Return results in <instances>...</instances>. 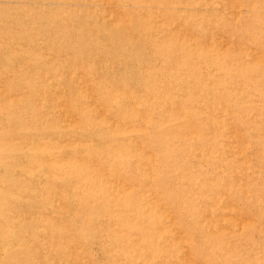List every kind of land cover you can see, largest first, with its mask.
<instances>
[{
  "label": "rangeland",
  "instance_id": "374dc122",
  "mask_svg": "<svg viewBox=\"0 0 264 264\" xmlns=\"http://www.w3.org/2000/svg\"><path fill=\"white\" fill-rule=\"evenodd\" d=\"M0 264H264V0H0Z\"/></svg>",
  "mask_w": 264,
  "mask_h": 264
}]
</instances>
